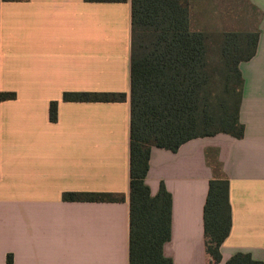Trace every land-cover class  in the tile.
<instances>
[{
    "label": "crops",
    "instance_id": "0c3cea01",
    "mask_svg": "<svg viewBox=\"0 0 264 264\" xmlns=\"http://www.w3.org/2000/svg\"><path fill=\"white\" fill-rule=\"evenodd\" d=\"M0 1V90L16 94L0 103V264L9 256L12 264H129L131 0ZM239 1L216 4L245 5L251 21L228 23L257 34L254 56L239 64L244 136L152 150L146 185L152 196L163 188L172 198L164 254L173 264H226L238 253L264 264V0ZM190 3L191 23L205 8L199 4H211ZM68 92L124 93L126 100L65 102ZM213 179L229 181L232 209L221 263L206 249ZM65 193L125 199L70 202Z\"/></svg>",
    "mask_w": 264,
    "mask_h": 264
},
{
    "label": "trees",
    "instance_id": "16d2710c",
    "mask_svg": "<svg viewBox=\"0 0 264 264\" xmlns=\"http://www.w3.org/2000/svg\"><path fill=\"white\" fill-rule=\"evenodd\" d=\"M26 1V0H4ZM123 3L128 0H86ZM1 3V1H0ZM130 233L129 264H173L164 254L171 236L172 198L146 185L154 148L176 153L185 143L226 134L241 139L239 111L243 79L239 64L252 59L257 34L213 35L191 29L190 0H131ZM214 52V54H213ZM15 93L0 90V103ZM65 102H124V93H64ZM58 121V102L50 105ZM70 202H123L111 193H65ZM206 249L222 262L221 246L232 229L229 181L213 179L204 208ZM13 263L9 256L8 264ZM226 264H262L238 253Z\"/></svg>",
    "mask_w": 264,
    "mask_h": 264
},
{
    "label": "rangeland",
    "instance_id": "374dc122",
    "mask_svg": "<svg viewBox=\"0 0 264 264\" xmlns=\"http://www.w3.org/2000/svg\"><path fill=\"white\" fill-rule=\"evenodd\" d=\"M210 2L211 4H205V3L199 4V5H203L205 8L203 11L199 10V12L197 13V17H199V20L195 19L197 23L195 20H193V23H191V29L193 31L206 32L207 34L210 35H212V33H218L217 36L218 38H220L223 33L246 32L250 30L248 29L250 27H248L247 25L235 27V26H231V23H228L229 22L228 17H230V19H234L238 17L240 21L243 18V22H247L248 10L245 7V5H234V4L232 5L230 2L231 9H229L227 6H224L225 5L224 3L216 4V0H210ZM238 2L240 1L238 0ZM243 6L245 10L236 9V8L240 9V7L243 8ZM236 10L238 12H236ZM233 14H235L234 17ZM248 21H251L250 17H248ZM204 23H206V26L204 25Z\"/></svg>",
    "mask_w": 264,
    "mask_h": 264
}]
</instances>
